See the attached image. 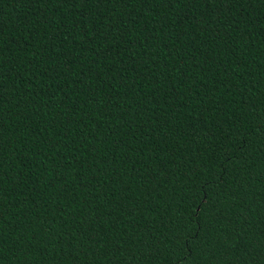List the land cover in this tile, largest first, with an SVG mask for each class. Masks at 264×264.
<instances>
[{"label": "trees", "instance_id": "1", "mask_svg": "<svg viewBox=\"0 0 264 264\" xmlns=\"http://www.w3.org/2000/svg\"><path fill=\"white\" fill-rule=\"evenodd\" d=\"M0 264H264V0H0Z\"/></svg>", "mask_w": 264, "mask_h": 264}]
</instances>
